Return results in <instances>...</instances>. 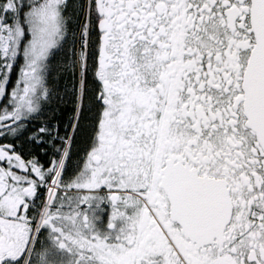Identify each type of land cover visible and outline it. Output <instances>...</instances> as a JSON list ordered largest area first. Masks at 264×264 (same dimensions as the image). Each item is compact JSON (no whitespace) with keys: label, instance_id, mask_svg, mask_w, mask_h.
<instances>
[{"label":"snow or ice","instance_id":"obj_1","mask_svg":"<svg viewBox=\"0 0 264 264\" xmlns=\"http://www.w3.org/2000/svg\"><path fill=\"white\" fill-rule=\"evenodd\" d=\"M0 264H264V0H0Z\"/></svg>","mask_w":264,"mask_h":264}]
</instances>
